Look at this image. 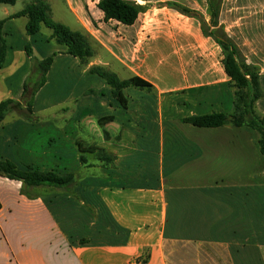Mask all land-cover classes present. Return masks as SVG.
Masks as SVG:
<instances>
[{
    "label": "crops",
    "instance_id": "obj_1",
    "mask_svg": "<svg viewBox=\"0 0 264 264\" xmlns=\"http://www.w3.org/2000/svg\"><path fill=\"white\" fill-rule=\"evenodd\" d=\"M98 1L101 22L93 34L87 31L102 52L86 71L93 65L116 75L125 70L127 79L145 81L150 94L122 93V109L115 99L99 97L104 80L95 84L82 77L66 87L69 94L55 104L59 109L46 108L45 83L34 96L30 118L22 112L6 115L0 160L71 173L74 183L24 188L0 177V264H264V155L258 132L182 122L232 112L234 88L222 50L201 30V19L209 23L210 4L218 9L216 29L233 41L243 64L256 70L262 96L254 111L264 117V0H156L162 2L157 11L168 9L163 14L171 25L142 44L144 33L136 24L155 9L154 0H132L143 11L131 26L104 21ZM178 7L194 14L184 15ZM107 25L120 30L117 35L105 30L100 41L95 34ZM24 48L8 46L0 102L21 98L34 67ZM36 55L32 49L40 60ZM65 102L70 110L60 107ZM179 246L189 248L182 260L176 257Z\"/></svg>",
    "mask_w": 264,
    "mask_h": 264
},
{
    "label": "trees",
    "instance_id": "obj_2",
    "mask_svg": "<svg viewBox=\"0 0 264 264\" xmlns=\"http://www.w3.org/2000/svg\"><path fill=\"white\" fill-rule=\"evenodd\" d=\"M15 3L16 0H0V5H14ZM97 8L103 14L104 21L112 20L124 26L133 25L138 15L143 11L142 6L132 0H99ZM178 10L184 15L194 14L187 8L178 7ZM208 12L210 14L209 23H205L201 19V30L205 36L213 38L222 50L224 71L230 80L231 87L234 88L232 112L230 114L213 112L208 115L189 116L183 118L182 122L194 127L248 126L258 132L259 149L264 155V117L258 116L254 111L255 102L262 96L257 83L256 70L243 64L238 57V51L233 41L226 37L221 29H216L217 7L210 4ZM18 17L26 18L25 30L28 36H34L42 26L46 27L51 30L49 39H53L57 45L64 46L67 55L77 58L83 65L89 64L93 50L86 37L80 31L71 30L64 24L54 22L50 17L49 5L45 1H31L8 19ZM6 20H0V69L4 66L8 51L4 30ZM210 27L213 29L210 30ZM24 50L34 63V67L28 79L24 81L20 100L6 99L0 102V125L10 112L20 114L22 112L23 115H21L24 118H30L33 98L45 84L46 74L52 64L51 56L36 60L32 57V49L29 45H26ZM87 72L105 81L109 87L110 98L115 99L119 104L118 107L122 109L124 107L120 101L125 89L135 87L150 90L151 88L145 81L137 77L120 80L115 73L107 71L101 66H92ZM80 160L83 162L82 157ZM0 177L20 182L24 188L41 186L66 188L74 183V176L71 173L61 175L31 167L20 168L8 160H0Z\"/></svg>",
    "mask_w": 264,
    "mask_h": 264
},
{
    "label": "rangeland",
    "instance_id": "obj_3",
    "mask_svg": "<svg viewBox=\"0 0 264 264\" xmlns=\"http://www.w3.org/2000/svg\"><path fill=\"white\" fill-rule=\"evenodd\" d=\"M34 1V0H16L14 5H0V20H4L7 18V14H15L19 12L25 4ZM49 2L50 5V17L54 22H58L68 26L71 30L80 31L87 39L89 46L93 50V56L89 59V62H97L101 55V48H99L95 39L91 36L92 34L98 30V23L100 24L101 19L99 18L98 11L95 7L94 2L97 0H68L70 4V8L77 12L79 22L75 21L73 15L68 11L69 7L65 0H44ZM87 1V4L86 2ZM156 0H154L155 2ZM197 3L199 4L198 0ZM162 2L157 1L154 3L153 8H155L152 12L146 15H142L136 24L137 32H143L142 38H140L141 44L143 41H146L147 38L156 35V31H165L169 29L171 25L170 19H168L167 15H164L163 12H167V8H164L162 12L157 11ZM169 24V26H168ZM26 18L18 17L7 19L5 22L4 30L6 32V40L8 46L13 48H17L20 45L26 46L29 45L34 51H36V57L42 60L43 58L51 56L53 58L54 63L50 67L49 73L46 74L45 86L43 95H45V104L48 109H59L55 104L61 98H65L69 91H66V87L76 80L82 77H87L90 79H95V84L103 82V80L95 75L89 74L85 66L81 64L78 60V66L74 64L73 58L67 56L64 58L63 56H58L60 54L67 55L65 53L66 48L64 46L57 45L53 39H49V35L51 34V30L46 27H41L40 31L34 36H28L25 30ZM118 26L107 25L104 28V31H99V33L95 34V36L100 40H104V36L106 35L105 30L108 32L119 31L117 29ZM88 29V31H87ZM117 35V34H116ZM60 51V53H59ZM62 57V58H61ZM97 64V63H96ZM95 66V65H93ZM92 67V66H91ZM106 69V68H105ZM107 71L114 72L113 69H106ZM32 73V70H31ZM117 76L120 80L127 79L128 73L125 70H120L117 73ZM93 77V78H92ZM86 78V79H87ZM84 79V80H86ZM100 98H110L109 87L106 86V90L98 93ZM124 96H133L134 98H138L140 95L150 94V90H146L144 88H135L129 87L123 91ZM70 97V96H69ZM146 101L148 105L151 106L152 98L147 97ZM34 103V98H33ZM138 103L136 106L138 107ZM33 106V104H32ZM63 109H71V103L65 102L62 106ZM85 158V152L82 153ZM179 251V254H176L177 258L182 260V257H185V253L189 252V248L176 247ZM176 264H181V261Z\"/></svg>",
    "mask_w": 264,
    "mask_h": 264
},
{
    "label": "built area",
    "instance_id": "obj_4",
    "mask_svg": "<svg viewBox=\"0 0 264 264\" xmlns=\"http://www.w3.org/2000/svg\"><path fill=\"white\" fill-rule=\"evenodd\" d=\"M140 41H138V40H136V42H135V48H139L140 47Z\"/></svg>",
    "mask_w": 264,
    "mask_h": 264
}]
</instances>
